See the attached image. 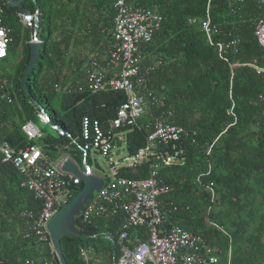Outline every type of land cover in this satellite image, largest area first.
Returning a JSON list of instances; mask_svg holds the SVG:
<instances>
[{
  "label": "trees",
  "instance_id": "1",
  "mask_svg": "<svg viewBox=\"0 0 264 264\" xmlns=\"http://www.w3.org/2000/svg\"><path fill=\"white\" fill-rule=\"evenodd\" d=\"M114 1L36 0L24 4L31 12L39 9L37 37L41 41L39 60L28 77L27 88L49 122L64 130L59 136L50 129L51 135L31 142L20 128L26 122L33 123L37 113L21 90L20 80L29 60L28 43L33 28L24 27L22 34L14 32V27L20 26L16 17L19 11L3 7V24L10 28L12 43L9 56L0 60V81H8L6 90L13 103L0 106V143L7 142L15 150L34 144L52 161L67 156L78 166L85 160L91 169L88 159L78 150L80 119H113L126 98L120 92L77 91L76 87L83 85L82 81L76 84L83 70L81 65L78 69L73 67L72 54L76 46L88 42L90 48L74 57L83 63L93 48L98 49L91 53L94 58L103 55L110 43ZM125 2L153 10L162 17L160 29L141 53L143 65L153 66L148 87L163 98V105L142 116L139 130L120 129L125 134L127 155H134L144 146L153 117L161 111L171 112V123L194 136L190 134L183 142L185 163L159 171L160 178L171 188L164 197L168 203L165 226H176L201 237L209 249L217 250V264H264V73L249 66L264 68V54L252 33L264 6L254 0H244L242 5L235 0H212L214 42L238 40L236 48L228 51L227 59L229 64L240 66L229 69L217 57L214 47L207 44L199 25L188 24L190 19L203 20L206 0ZM76 72L78 77L64 85ZM229 90L236 116L232 126L233 120L227 114ZM72 140H76L75 144ZM147 172L148 165L143 164L135 172L121 171L119 175L139 180L146 178ZM21 182L10 164H0V264H22L25 259L41 264L50 259L47 245L20 235L25 221L19 213H37L41 207L20 186ZM207 188L212 189L213 198ZM71 189L72 199L83 184ZM75 223L81 236L60 239L66 264H85L81 250L88 252L94 264H114L121 247L132 249L148 238L144 228H136L119 245L121 218L117 216L92 215L87 224L78 217ZM86 235L89 239H84ZM106 237L113 238V247Z\"/></svg>",
  "mask_w": 264,
  "mask_h": 264
},
{
  "label": "built area",
  "instance_id": "2",
  "mask_svg": "<svg viewBox=\"0 0 264 264\" xmlns=\"http://www.w3.org/2000/svg\"><path fill=\"white\" fill-rule=\"evenodd\" d=\"M17 1V0H11ZM36 1V0H33ZM264 6V0H254ZM212 0H206L203 20L190 19L189 25H199L207 44L214 47L217 57L228 64L229 69L240 66L229 64L228 51L236 48L238 40L214 42V30L211 26L210 10ZM244 0H235L242 5ZM0 0V60L6 59L10 53L12 39L8 28L3 24V7ZM114 18L110 43L105 52V66L112 74L100 70L96 61L90 63L85 74V82L78 85L77 91L87 90L93 94L102 92H120L125 101L116 110L113 119L100 121L83 116L80 119L78 150L82 157L89 159V152L99 154L106 162L108 173L102 176L103 185L93 199L86 202L79 218L87 224L92 215L120 217L121 224L117 243L121 245L129 237L132 229L144 228L148 238L130 249L121 247L120 257L114 264H217L216 249H209L203 239L182 228L165 226V215L168 203L164 197L171 188L160 178L159 171L165 167L181 166L186 161L183 142L190 134L185 128L171 123L172 113L159 112L152 119L151 131L146 136L145 144L134 155L128 156L125 151V134L121 128L139 130V120L152 108H160L163 98L148 87V80L153 66L143 65L142 48L151 42L153 35L160 29L162 17L155 11L137 5L126 4L125 0L113 3ZM19 11V10H18ZM36 12L16 17L20 25L33 28ZM254 40L264 54V11L252 30ZM31 43L41 45L37 34H31ZM257 73H264V68L249 64ZM232 77V73H231ZM231 82V81H230ZM9 85L6 79L0 81V106L13 103V97L7 92ZM230 107L227 114L236 122L234 102L231 90L228 92ZM37 113V118L45 123ZM261 125L264 129V110L261 113ZM2 123L0 122V130ZM27 141L40 140L42 135L32 122L21 126ZM76 140H72L75 144ZM208 150L207 154L209 153ZM122 155L116 156L119 153ZM65 156L52 161L37 145H29L25 149L15 150L7 142L0 143V164H10L22 178L20 186L25 188L41 205L37 213L22 211L19 218L25 226L19 231L24 239L34 238L38 243L50 248V259L41 264H54L56 256L51 248L48 235L49 221L71 199L72 187L79 185L80 180L70 174L61 172L60 165ZM82 175H91V169L83 171L71 160ZM85 160H83V164ZM148 165L144 179L133 180L120 177L121 171L135 172L141 165ZM209 173H206L208 175ZM213 198V191L207 188ZM108 239V237H106ZM85 264H94L88 252L81 250ZM22 264H37L32 259H25Z\"/></svg>",
  "mask_w": 264,
  "mask_h": 264
},
{
  "label": "water",
  "instance_id": "3",
  "mask_svg": "<svg viewBox=\"0 0 264 264\" xmlns=\"http://www.w3.org/2000/svg\"><path fill=\"white\" fill-rule=\"evenodd\" d=\"M10 9H17L23 14H29L30 11L25 9L22 3L25 0H3ZM32 3L35 1L31 0ZM36 15L34 17V26H33V34H37L40 19H39V9L35 10ZM10 28L8 27V30ZM30 49V55L27 65L24 68L21 80L20 87L24 94L31 100L35 111L40 113V115L44 118L45 123L50 127L49 129L55 131L59 136L64 134V130L60 126H54L49 122V118L45 114L44 110L41 106L35 101L28 88L27 81L30 73L36 67L39 60L40 53V44L37 43H28ZM89 169L88 166L82 163V170L85 171ZM61 172L70 174L80 180L83 184V189L78 192L72 199L65 204L61 210L49 221L47 229L48 235L51 243V248L56 256L58 264H66L62 249L60 245V239L63 236H69L73 238H79L81 236L80 232L76 228L75 219L79 217L80 212L82 211L86 202H89L93 199V195L97 194L102 185L103 180L101 177L91 176V175H82L78 170L77 166L69 159H65L60 165ZM90 236H84V239H89ZM95 238V236H93ZM109 242L112 243V247L114 246V240L112 237H108Z\"/></svg>",
  "mask_w": 264,
  "mask_h": 264
},
{
  "label": "rangeland",
  "instance_id": "4",
  "mask_svg": "<svg viewBox=\"0 0 264 264\" xmlns=\"http://www.w3.org/2000/svg\"><path fill=\"white\" fill-rule=\"evenodd\" d=\"M24 30V27L21 25L14 27V32H19L22 34ZM33 124L39 130L42 137L51 135V131L49 129L50 127L48 126V124H43L37 117L33 120ZM115 155H122V152L121 154L117 153ZM88 158L92 174L97 177L106 176V174L108 173V167L105 160L99 154L93 152H89ZM76 162L78 163V161ZM79 168L82 169V166H79Z\"/></svg>",
  "mask_w": 264,
  "mask_h": 264
},
{
  "label": "crops",
  "instance_id": "5",
  "mask_svg": "<svg viewBox=\"0 0 264 264\" xmlns=\"http://www.w3.org/2000/svg\"><path fill=\"white\" fill-rule=\"evenodd\" d=\"M88 45H89L88 42L87 43H83V44L78 45L80 47L76 46V48H74V50H73V54H72V60H74V66L73 67L78 69L77 67L79 65H81V67H82L81 69L83 70L82 73H81L82 74L81 78L79 77L77 79L76 84L78 83V81H79V83H80V81H82L83 84H84V82H85V74H86L87 69L89 68V65H90L91 61L92 62L96 61L99 64V67H100L101 71L107 73L108 75L112 74V70L108 69L105 66V56H104V54L99 59L94 58V56H93L94 54H91L92 52L96 53V51H98L97 48H93L94 50L92 49L91 52L89 51L87 53V58L83 61V63H82V59L74 57L75 55H77V53L79 51L81 52L82 50H86L87 48H90ZM81 57H83V55ZM78 73L79 72H76V74L73 76V78L69 79V81L67 83H65L64 85H66V86L69 85L70 84L69 82H72V80H74V78L78 77V75H79ZM67 74H69V73L67 72L66 75Z\"/></svg>",
  "mask_w": 264,
  "mask_h": 264
},
{
  "label": "flooded vegetation",
  "instance_id": "6",
  "mask_svg": "<svg viewBox=\"0 0 264 264\" xmlns=\"http://www.w3.org/2000/svg\"><path fill=\"white\" fill-rule=\"evenodd\" d=\"M31 2V0H25L23 3H22V5H23V7L25 8V6H24V4L26 3V4H28V3H30ZM26 9V8H25ZM28 10V9H27Z\"/></svg>",
  "mask_w": 264,
  "mask_h": 264
}]
</instances>
